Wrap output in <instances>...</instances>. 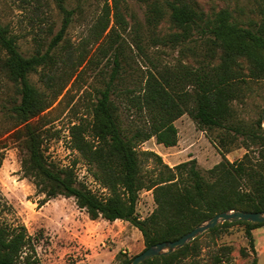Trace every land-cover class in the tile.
Masks as SVG:
<instances>
[{
	"label": "trees",
	"instance_id": "trees-1",
	"mask_svg": "<svg viewBox=\"0 0 264 264\" xmlns=\"http://www.w3.org/2000/svg\"><path fill=\"white\" fill-rule=\"evenodd\" d=\"M53 1L63 22L45 52L39 49L25 56L15 33L0 20V73L6 83L16 88L15 94L1 105L3 116L13 125L0 130V169L7 147L4 135L10 133L9 137L19 142L25 154L24 177L45 195L42 203L60 196L73 197L92 220L128 221L141 231L145 249L177 240L223 211H264L263 120L246 124L233 106L244 97L251 81L264 79V0H259L260 20L248 23L226 7L206 12L191 0H138L147 5L145 25L151 44L180 46L182 55L191 53L197 64L180 62L172 67L162 64L158 57L151 58L144 45L141 24L137 23L135 46L149 65L142 69L133 87L124 85L130 77L125 66L131 67L132 58L126 51L124 36L129 29L124 13L127 0H103L91 40L83 41V46L89 40L96 44L104 39L97 51L104 56L107 50L112 51V70L104 87L98 90L90 118L81 117L70 132L73 148L107 189L105 196L79 180L76 163L64 166L47 154L46 141L57 132L49 127L54 121L53 108L49 109L74 75L65 80L58 68L53 75L44 70L58 66L60 42L67 40L73 16L83 13L85 2L75 0V7H69L70 0ZM165 20L172 31L160 36L157 31ZM78 52L77 56L70 52L64 65L81 67L88 53L85 47ZM33 74L47 79V89L33 81ZM123 104L129 120L124 118ZM186 113L202 129L220 132L216 140L225 157L206 172L199 168L195 158L170 166L157 152L142 148L153 137L159 144L176 146L175 121ZM235 146L244 147L246 152L240 159L230 161L226 154ZM145 190L153 192L156 207L141 218L137 206ZM236 224L247 226L250 246L256 254L247 264H259L252 231L264 223L226 221L205 233ZM201 236L143 264H185L184 261L195 258ZM38 240L25 225L0 228V264H44ZM230 250L224 247L221 253L214 254L211 264H223ZM242 254L248 255L246 250ZM133 258L125 259L123 264H129ZM190 264L199 262L193 260Z\"/></svg>",
	"mask_w": 264,
	"mask_h": 264
},
{
	"label": "rangeland",
	"instance_id": "rangeland-1",
	"mask_svg": "<svg viewBox=\"0 0 264 264\" xmlns=\"http://www.w3.org/2000/svg\"><path fill=\"white\" fill-rule=\"evenodd\" d=\"M191 1L196 2L206 12L229 8L236 17L246 23L260 20L262 16L259 0ZM75 5V0H70L69 7ZM102 6L103 0H85L83 13H75L73 16L67 40L60 42L58 66L47 67L44 72L53 75L54 70L58 68V73L65 75V80L68 75H74L63 94L49 109L53 108L54 120L49 127L52 132H57L46 141L47 154L64 166H72L76 163L75 169L79 180L86 183L98 195L105 196L108 193L107 189L95 179L93 170L86 160L73 148L70 132V127L78 123L81 117L90 118L98 90L104 87L112 70V51L107 50L106 56L97 51L104 39L96 44L90 41L93 34L92 27L102 13ZM126 7L124 13L129 22V29L124 33L125 47L132 58L131 67L125 66L130 77L124 81V85L133 87L142 69H146L149 65L147 59L141 56L135 46L134 39L138 24H141L144 45L151 58L158 57L162 64L172 67H177L180 62L188 65L197 64L196 58L191 53L182 55L180 46L174 48L151 44L145 25L147 9L145 2L127 0ZM0 20L8 24L17 36L20 51L25 56H31L39 49L43 52L48 49L52 38L62 26L63 16L53 0H0ZM171 31L169 22L165 20L157 34L164 36ZM88 39L89 42L83 46V41ZM82 47H85L88 53L83 65L77 69L64 65L67 55L73 52L77 56L79 48ZM32 79L41 89H47L45 83L47 79L42 78L40 74H33ZM15 92L16 88L6 83L0 73V130L8 129L13 125L10 119L3 116L1 105ZM233 106L238 117L246 124H257L260 118L263 120L264 79L251 81L244 97L235 101ZM123 108L124 118L129 120L125 104ZM175 125L178 128L176 146L167 147L159 144L153 137L143 143L142 148L157 152L170 166L195 158L199 168L204 172L223 160L225 156L216 140L219 131L202 129L188 113L177 119ZM9 136L10 133L4 135V138H7V147L0 169V228L25 225L33 237L39 238L37 248L44 264H123L125 259L134 257L145 249L142 234L139 236V233L137 235L130 231L123 236V233H119L121 224L113 227L112 223L106 222L104 218L96 222L92 221L86 210L77 206L73 197L60 196L42 203L45 195L38 192L35 184L23 175L24 151L19 142ZM245 152L244 147L235 146L226 157L230 161H235ZM155 207L153 192L142 191L137 206L140 217H147ZM252 233L258 257L262 256L260 264H264V226ZM197 245L195 258H189L184 261L185 264H190L193 260L198 261L199 264H211L213 255L221 253L224 247H229L231 250L229 258L223 264H247L256 256L250 246L247 226L244 224L203 233ZM242 250H246L248 255L243 256Z\"/></svg>",
	"mask_w": 264,
	"mask_h": 264
},
{
	"label": "water",
	"instance_id": "water-1",
	"mask_svg": "<svg viewBox=\"0 0 264 264\" xmlns=\"http://www.w3.org/2000/svg\"><path fill=\"white\" fill-rule=\"evenodd\" d=\"M263 127H264V114H263ZM226 221L238 222V221H250L264 223V211H244V210H229L223 211L215 216L211 217L206 222L196 226L193 230L187 232L179 239L174 241H163L156 243L139 254L135 255L129 264H143L149 259L156 256L172 253L187 243L193 241L206 231L224 223Z\"/></svg>",
	"mask_w": 264,
	"mask_h": 264
},
{
	"label": "crops",
	"instance_id": "crops-1",
	"mask_svg": "<svg viewBox=\"0 0 264 264\" xmlns=\"http://www.w3.org/2000/svg\"><path fill=\"white\" fill-rule=\"evenodd\" d=\"M98 220H92V221L96 222ZM106 222H111L113 227H116L117 224H119V225L121 224L119 233L120 234L123 233L122 234L123 236H125V234H127V232H130V231H132L134 233H137V235L139 233V236H141V234H142L141 231L138 228H136L135 226L131 225L128 221H123V220H119L118 219L116 221H108V220H106ZM253 231L255 232L256 229L253 230ZM116 235H119V234L116 233ZM261 260H262V256H260V258H259V264L261 263Z\"/></svg>",
	"mask_w": 264,
	"mask_h": 264
}]
</instances>
